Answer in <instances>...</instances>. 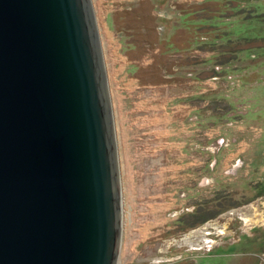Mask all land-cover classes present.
Returning a JSON list of instances; mask_svg holds the SVG:
<instances>
[{
	"label": "rangeland",
	"instance_id": "rangeland-1",
	"mask_svg": "<svg viewBox=\"0 0 264 264\" xmlns=\"http://www.w3.org/2000/svg\"><path fill=\"white\" fill-rule=\"evenodd\" d=\"M90 2L119 169L117 264H264V0Z\"/></svg>",
	"mask_w": 264,
	"mask_h": 264
},
{
	"label": "water",
	"instance_id": "water-1",
	"mask_svg": "<svg viewBox=\"0 0 264 264\" xmlns=\"http://www.w3.org/2000/svg\"><path fill=\"white\" fill-rule=\"evenodd\" d=\"M120 239L90 0H0V264H117Z\"/></svg>",
	"mask_w": 264,
	"mask_h": 264
},
{
	"label": "trees",
	"instance_id": "trees-1",
	"mask_svg": "<svg viewBox=\"0 0 264 264\" xmlns=\"http://www.w3.org/2000/svg\"><path fill=\"white\" fill-rule=\"evenodd\" d=\"M209 219V217H202L198 222L196 223H204Z\"/></svg>",
	"mask_w": 264,
	"mask_h": 264
}]
</instances>
